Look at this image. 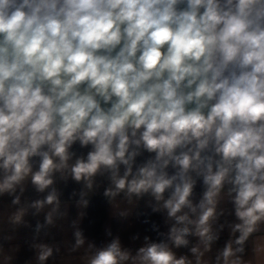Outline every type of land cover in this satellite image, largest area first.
Masks as SVG:
<instances>
[{
    "label": "clouds",
    "instance_id": "1",
    "mask_svg": "<svg viewBox=\"0 0 264 264\" xmlns=\"http://www.w3.org/2000/svg\"><path fill=\"white\" fill-rule=\"evenodd\" d=\"M69 180L81 197L101 185L111 201L151 196L171 221L167 240L135 251L119 237L89 244L87 264H251L245 243L264 228V0H0L9 223L35 210L37 231L54 225ZM84 244L75 228L71 251ZM37 247L47 264L53 247Z\"/></svg>",
    "mask_w": 264,
    "mask_h": 264
},
{
    "label": "crops",
    "instance_id": "2",
    "mask_svg": "<svg viewBox=\"0 0 264 264\" xmlns=\"http://www.w3.org/2000/svg\"><path fill=\"white\" fill-rule=\"evenodd\" d=\"M75 150L77 154L86 151L79 145ZM58 187L62 189L66 201L62 205L65 214L58 217L54 225L43 226L39 231L37 223L43 225L44 212L33 214L35 210H30L24 223L13 225L9 223L8 216L14 211V206L10 199L0 200V264H40L37 260L40 249L37 245L41 243L54 249V255L47 264H87L88 258L96 251V248L89 247L92 243L97 247H106L119 237L124 247L135 251L148 243L167 240L171 221L167 218L166 210L153 211L157 205L151 196L142 199L133 197L131 202L120 197L111 201L104 196L103 185L84 197L80 195L82 186L71 180L67 184L60 183ZM196 191L199 194L200 189ZM73 192L76 195L73 196ZM36 198L37 194L29 189L22 204ZM85 199L88 200L86 205L83 202ZM221 208L224 215L220 220L227 229V225L235 221L233 207L225 200ZM75 228L83 231L85 244L73 252L71 248ZM226 236L227 231L224 238ZM145 237H148L147 241ZM220 243L222 246L223 239ZM243 259L251 264H264V228L246 241Z\"/></svg>",
    "mask_w": 264,
    "mask_h": 264
}]
</instances>
